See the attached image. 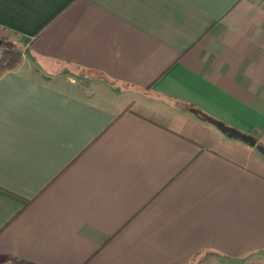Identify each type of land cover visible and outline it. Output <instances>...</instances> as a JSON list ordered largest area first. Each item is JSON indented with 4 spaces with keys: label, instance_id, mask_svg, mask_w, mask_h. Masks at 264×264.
Masks as SVG:
<instances>
[{
    "label": "crops",
    "instance_id": "crops-1",
    "mask_svg": "<svg viewBox=\"0 0 264 264\" xmlns=\"http://www.w3.org/2000/svg\"><path fill=\"white\" fill-rule=\"evenodd\" d=\"M0 28V264H264V160L197 114L264 146L263 1L0 0Z\"/></svg>",
    "mask_w": 264,
    "mask_h": 264
},
{
    "label": "trees",
    "instance_id": "trees-1",
    "mask_svg": "<svg viewBox=\"0 0 264 264\" xmlns=\"http://www.w3.org/2000/svg\"><path fill=\"white\" fill-rule=\"evenodd\" d=\"M0 41H1V45L3 46V49L0 53V74L6 72V71H10V70H14L16 69L21 61V56L18 50L15 49V45L12 43V41L8 38V33L5 32L2 28H0ZM130 107V105H128L123 112ZM199 116H202L203 118H205L207 121L210 120V122H216V123H220L218 121H215L209 117H205L204 115H201L200 113H197ZM222 126L227 129V130H232V128H229L225 125L222 124ZM234 130V129H233ZM237 131V130H235ZM238 133H240L239 131H237ZM242 134V133H240ZM246 135V134H243Z\"/></svg>",
    "mask_w": 264,
    "mask_h": 264
},
{
    "label": "water",
    "instance_id": "water-1",
    "mask_svg": "<svg viewBox=\"0 0 264 264\" xmlns=\"http://www.w3.org/2000/svg\"><path fill=\"white\" fill-rule=\"evenodd\" d=\"M0 45H1V41H0ZM208 121L210 122V120H208ZM212 124L217 129H219L222 133L226 134L229 138L237 139V140H239L243 143H246L249 146L253 147L255 152L264 160V146L259 144V143H256V140L253 137H251L249 135L240 134L233 129L227 130L222 126V123L213 122Z\"/></svg>",
    "mask_w": 264,
    "mask_h": 264
},
{
    "label": "rangeland",
    "instance_id": "rangeland-1",
    "mask_svg": "<svg viewBox=\"0 0 264 264\" xmlns=\"http://www.w3.org/2000/svg\"><path fill=\"white\" fill-rule=\"evenodd\" d=\"M2 49H3V46H0V52L2 51ZM56 84H58V85H61L62 83H61V81L59 82V81H57V83Z\"/></svg>",
    "mask_w": 264,
    "mask_h": 264
},
{
    "label": "built area",
    "instance_id": "built-area-1",
    "mask_svg": "<svg viewBox=\"0 0 264 264\" xmlns=\"http://www.w3.org/2000/svg\"><path fill=\"white\" fill-rule=\"evenodd\" d=\"M261 1H263V2H264V0H261Z\"/></svg>",
    "mask_w": 264,
    "mask_h": 264
}]
</instances>
